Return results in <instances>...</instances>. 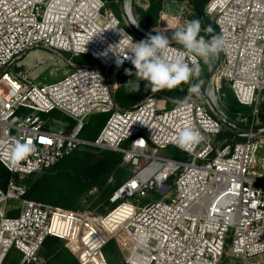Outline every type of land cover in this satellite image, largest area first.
<instances>
[{"label":"built area","instance_id":"built-area-1","mask_svg":"<svg viewBox=\"0 0 264 264\" xmlns=\"http://www.w3.org/2000/svg\"><path fill=\"white\" fill-rule=\"evenodd\" d=\"M132 1L121 0L125 29L103 0H0V164L12 176L29 177L94 148L122 154L131 172L106 215L31 200L29 188L11 178L0 188V264L12 257L17 264H44L39 253L47 238L66 242L78 264H109L105 249L119 239L124 264H250L264 255V160L256 162L264 130L231 122L216 102L226 82L240 105L259 104L264 0L210 1L206 15L224 44L202 93L175 101L154 93L125 109L115 101L109 75L133 67L125 41L131 36L138 42L149 32L169 34L167 24L144 27ZM130 16L138 26L128 22ZM39 49L97 63L72 65L61 80L36 84L20 65ZM186 60L192 63L191 56ZM95 114L109 117L96 139H84L85 121ZM224 122L247 133L237 135ZM189 125L204 139L184 151L174 137ZM225 128L234 133L231 141L222 139ZM14 140L31 142L36 151L13 161ZM168 148L186 159L161 157L159 151Z\"/></svg>","mask_w":264,"mask_h":264},{"label":"rangeland","instance_id":"rangeland-1","mask_svg":"<svg viewBox=\"0 0 264 264\" xmlns=\"http://www.w3.org/2000/svg\"><path fill=\"white\" fill-rule=\"evenodd\" d=\"M106 3V6L108 9H110L114 15H116L119 20L121 21V25L127 29L128 27L125 24V21L122 17V9H121V0H103ZM211 0H208L207 3L205 4L204 7V17L198 19L201 22V33L200 35L204 36L205 33H203L202 31H205L207 28V24L210 25H214V20L212 17H209L206 15V8L208 6V4L210 3ZM160 3L161 8L158 12V18H157V24L155 26H144L146 28L149 29H154V28H159V27H168L169 29V34L168 36H170L172 34V31L174 30V28L179 27V22H184V21H189V20H193V19H197V14L194 10V7L192 5V0H133L132 1V10H133V15L134 17H138V21L141 22L140 16L141 13H146L150 10V8L155 5ZM116 6L115 10L111 9V6ZM207 17V18H206ZM167 24V26H166ZM82 60H86L88 61L89 58H75L73 56H71L70 54H53L47 50L44 49H39V50H33L31 52H29L26 56H24L22 62H21V70L23 71H27L30 72V77L34 80V82L36 84H50V83H55L59 80H61L66 74H68L69 72H71L72 69V65L74 66H78L80 65L79 61ZM45 60L46 64L40 66L37 69H33V65L34 64H41V62ZM216 62V56L212 57L208 63H204L203 60H200V74L199 77H194L190 83L185 84L183 86H181V88H176L178 90V92L184 94L183 97L181 98H172L170 96H165L167 97L169 100L171 101H175V100H183L185 99L189 92V87L190 84H195V83H200V92L202 93L204 88L206 87L207 83H208V79H209V75H210V70L212 67H214ZM94 65V64H93ZM126 70H129L133 73H135V68L131 69V68H126L122 71H118L116 73H114L113 71L110 72V82H111V86L112 89L114 91V96L117 92V90L123 86H125V84L129 81L132 80L134 78V76H129L126 75ZM227 92H232V94L234 95L232 89L230 88L229 84L226 82H222L221 83V87L219 89V92L216 95V102L218 107L221 109H223V101L224 99L227 98ZM159 93V92H157ZM151 94H154L152 92H150L148 94V96H150ZM161 94V93H160ZM146 96V98L148 97ZM235 97V95H234ZM236 98V97H235ZM237 100V99H236ZM203 105L206 107V103L203 100ZM262 103H263V94L260 97V101L258 106L255 107H251V112L249 114L245 115H239L237 116V118L233 121L235 124H237L238 126H242V127H246V128H253L254 130H264V121H262L261 119V109H262ZM172 103H168V108H171ZM133 107V106H132ZM130 107V108H132ZM221 109V110H222ZM264 114V112H262ZM50 118H52L55 121L61 122V123H67L66 119L63 118L61 115H53L50 116ZM85 125L88 127H93L94 122L92 120L86 119L85 121ZM98 128V126H97ZM226 129V128H225ZM95 128L93 127V129L91 128L89 130L84 131V133L82 134V138L90 140L93 137V133L95 132ZM222 139H226L231 141V137H222ZM241 140V138L239 137H235L234 140ZM98 150V149H97ZM81 151H85V152H90L92 154L98 155L101 152L99 151H104V150H85V148H83ZM159 155L161 157H166V158H170L172 156V153L170 150L166 149V150H160L159 151ZM264 160V148H261L257 151L256 153V162L259 165L260 162ZM130 169V168H129ZM131 173V172H130ZM41 177L40 174H38L37 176L32 177L31 179L22 182L24 183L28 189V191L30 190V188H32L33 184L35 183V181ZM57 180H61V178L56 177V182H54L53 187L54 186H58V185H67L69 181L67 182H62V183H58ZM117 179L114 178V180H109L108 183H106V185L102 188L96 186L91 188L89 191H87L86 193H84L80 200L75 204V206L78 208L77 211H88L94 214H102V215H106L108 214L110 211H112L114 209L115 206H113L111 204V198L114 194V192H112V194H110V191L108 189V186L111 183L112 185L116 184ZM51 188V187H50ZM42 190L43 191H47V187L46 186H42ZM54 198H57V195L55 194V197L51 198L52 200ZM160 197H156V200H159ZM123 241L122 239L119 240H115L111 243V247L109 249H107L106 254L108 256V260H109V264H124V257L126 255V252L124 251L125 247L123 245ZM60 244L63 248L67 249V244L66 242L60 240ZM68 250V249H67ZM68 252L73 255L69 250ZM40 258L43 260L44 264H57L56 262H51L49 260H51V258L53 257L52 254H50L49 250L46 249H42L40 251L39 254ZM74 256V255H73ZM75 258V256H74ZM76 259V258H75ZM10 264H17V262L15 261H11ZM250 264H264V255L261 256L260 258H258L255 261L250 262Z\"/></svg>","mask_w":264,"mask_h":264},{"label":"trees","instance_id":"trees-1","mask_svg":"<svg viewBox=\"0 0 264 264\" xmlns=\"http://www.w3.org/2000/svg\"><path fill=\"white\" fill-rule=\"evenodd\" d=\"M107 1V0H106ZM208 0H192V5L197 14V19L204 17V7ZM161 8L160 3L153 5L150 10L146 13H141L140 19L141 23L144 26H155L157 24L158 12ZM112 10L116 9V6H111ZM207 18V17H206ZM207 29L211 28V32H207L204 36L206 39H210L212 36H217V28L214 25L207 24ZM87 58V57H84ZM89 58V57H88ZM80 65L86 64H96L97 62L89 58L88 61L82 60L79 61ZM134 69V66L131 69ZM134 79V78H133ZM145 81H141L140 91L135 93H129L126 86L119 88L114 96L116 103L121 107L128 109L132 106H135L142 102L146 96L151 92L150 90L145 89ZM161 93V94H160ZM160 95L170 96L174 99L181 98L184 94L178 92L176 88L172 90H162L159 92ZM222 111L225 113L227 118L233 122L237 116L247 115L251 112V107L242 106L238 103L232 92H227V98L223 101ZM261 109V119L264 121V92H263V103ZM55 114H51L53 116ZM108 115L106 114H95L90 116L88 119L94 122L93 127L96 129L93 133V137L90 140L96 139L102 128L104 127ZM98 126V128H97ZM93 127L84 126V131L89 130ZM82 133V134H83ZM222 137H233L234 133L224 129ZM85 150L91 151L96 150L94 148H85ZM171 151V158L177 160H185L186 155L175 148H168ZM101 152L98 155L92 154L85 151H77L69 157L64 158L59 163H57L52 168L43 171L40 173L39 177L32 188L28 191L26 197L47 203L59 208L68 209L77 211L78 208L75 204L80 200L81 196L89 191L93 187H104L109 180L117 179L116 184L108 186L110 194L116 191L130 176V167L123 162L122 154L113 151H99ZM36 175L29 177H20L12 176L6 168L0 164V188L5 189L9 180L14 177L18 182H25L31 179ZM56 177L61 178L57 180L58 183L68 182L67 185H58L54 186L56 182ZM42 186L47 187V191L42 190ZM51 187V188H50ZM53 200L51 198L55 197ZM112 243V242H111ZM111 243L106 247L105 254L107 249L111 247ZM48 249L50 254H52L51 262H56L57 264H78L77 260L71 255L66 248H63L60 244V240L56 238H47L43 244L42 249ZM41 249V250H42ZM40 254V253H39ZM107 260L108 256L106 254ZM11 261H14L13 257L8 261L10 264ZM15 262V261H14ZM109 262V260H108Z\"/></svg>","mask_w":264,"mask_h":264},{"label":"clouds","instance_id":"clouds-1","mask_svg":"<svg viewBox=\"0 0 264 264\" xmlns=\"http://www.w3.org/2000/svg\"><path fill=\"white\" fill-rule=\"evenodd\" d=\"M205 31L211 32V28ZM201 22L198 19L186 21L184 26L175 30L169 38L165 33L152 35L135 41L131 36L125 41L128 44L127 58L135 68V73L126 70V75L134 76L125 86L129 93L140 91L141 81H145V89L152 93L162 90H172L181 84H188L194 77H199L200 66L197 57L208 63L223 47L222 36H212L206 39L200 35ZM173 43L181 45L183 51L171 46ZM192 57L190 64L186 57ZM200 83L190 84L189 92L199 95ZM174 137L176 147L184 151L199 144L204 138L192 126L177 129ZM142 140V139H141ZM36 151L31 142L14 140L9 148L10 158L13 161L25 159ZM141 243H146L142 240Z\"/></svg>","mask_w":264,"mask_h":264},{"label":"water","instance_id":"water-1","mask_svg":"<svg viewBox=\"0 0 264 264\" xmlns=\"http://www.w3.org/2000/svg\"><path fill=\"white\" fill-rule=\"evenodd\" d=\"M224 126L229 128L232 132H234L237 135H243V134L247 133L245 130L238 129V128H235L233 126L228 125L227 122H224ZM262 136L264 137V133L262 134Z\"/></svg>","mask_w":264,"mask_h":264},{"label":"bare ground","instance_id":"bare-ground-1","mask_svg":"<svg viewBox=\"0 0 264 264\" xmlns=\"http://www.w3.org/2000/svg\"><path fill=\"white\" fill-rule=\"evenodd\" d=\"M128 22L130 24H133L135 26H138V23H137L136 19L133 16L132 17L131 16L129 17Z\"/></svg>","mask_w":264,"mask_h":264}]
</instances>
